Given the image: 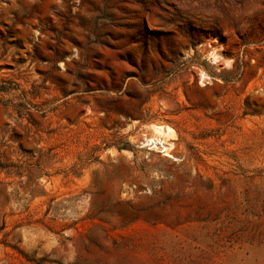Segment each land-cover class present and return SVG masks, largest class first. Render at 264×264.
<instances>
[{
	"label": "rangeland",
	"instance_id": "obj_1",
	"mask_svg": "<svg viewBox=\"0 0 264 264\" xmlns=\"http://www.w3.org/2000/svg\"><path fill=\"white\" fill-rule=\"evenodd\" d=\"M0 264H264V0H0Z\"/></svg>",
	"mask_w": 264,
	"mask_h": 264
},
{
	"label": "bare ground",
	"instance_id": "obj_2",
	"mask_svg": "<svg viewBox=\"0 0 264 264\" xmlns=\"http://www.w3.org/2000/svg\"><path fill=\"white\" fill-rule=\"evenodd\" d=\"M153 130L154 133H156V137L152 136L150 140H155L158 143H161L162 145L169 144L167 139H163V137L170 136L171 138L174 137V130L170 126L167 125H160V124H155L153 125Z\"/></svg>",
	"mask_w": 264,
	"mask_h": 264
},
{
	"label": "built area",
	"instance_id": "obj_3",
	"mask_svg": "<svg viewBox=\"0 0 264 264\" xmlns=\"http://www.w3.org/2000/svg\"><path fill=\"white\" fill-rule=\"evenodd\" d=\"M155 140H152V142H154ZM160 144V147H158V149L162 152V153H164V154H166V155H168V156H171V157H174V152L172 151V149L169 147V146H164V145H162L161 143H159Z\"/></svg>",
	"mask_w": 264,
	"mask_h": 264
}]
</instances>
